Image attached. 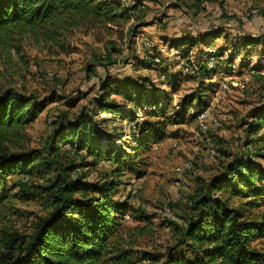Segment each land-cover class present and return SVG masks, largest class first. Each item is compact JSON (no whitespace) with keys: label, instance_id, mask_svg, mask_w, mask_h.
<instances>
[{"label":"trees","instance_id":"obj_1","mask_svg":"<svg viewBox=\"0 0 264 264\" xmlns=\"http://www.w3.org/2000/svg\"><path fill=\"white\" fill-rule=\"evenodd\" d=\"M148 10L143 0L128 6L120 0H0V60H10L13 53L20 55L25 46L55 57L70 55L77 51V32L101 41L103 35L123 37L125 30L134 37L145 25ZM223 34V30H216L167 43L171 48H181L186 55L201 44L205 47L201 49L204 57ZM239 40L244 46L220 48L216 56L230 52L226 61L231 66L237 53H243L242 66L247 58L256 56L260 60L252 69L264 67V38L243 35ZM106 43L107 51L98 57L99 64L114 63L115 52L123 51L115 40L108 39ZM141 63L143 68L155 67L152 59ZM219 69V65L212 70L203 65L198 99L195 102L191 98L196 96H185L188 100H182L179 109L172 107L170 99V94L179 90L176 79L166 94L146 76L122 82L106 76L94 105L111 114L112 122L127 120L131 124V151L122 147L127 142L125 127L111 125L115 133L106 134L95 115L84 108L74 120H67L62 114L54 122L56 126L45 148H31L28 128L49 102L35 101L34 96L13 88L0 90V210L12 216L18 212L14 206L15 186L27 200L38 194L48 206L47 213L36 219L31 234L2 231L0 264H264V214L257 211L264 206V166L255 161L254 154L264 159L263 152L251 150L246 155L233 156L219 173L199 177L189 198L192 214L187 226L177 243L163 252L141 245V238L153 231V222L135 212L129 200H114L125 170H133L131 163L140 154L167 137L169 124L191 108L196 119L210 106L209 100L203 98L211 97L214 82L209 80ZM114 94L122 96L125 103L112 98ZM137 110L143 111L141 120L136 116ZM251 117L247 133L253 136L264 128V104L256 107ZM104 136L109 140L105 141ZM258 140H264V135ZM62 151L71 159L62 156ZM78 158L81 161L77 162ZM101 162L112 163L114 168L99 172L97 179L88 181V171L81 170L86 167L95 171ZM15 174L20 175L21 181L10 185L9 178ZM31 183L34 192L27 190ZM170 206L174 208L173 204ZM133 213L142 222L127 225L126 215L131 217Z\"/></svg>","mask_w":264,"mask_h":264},{"label":"rangeland","instance_id":"obj_2","mask_svg":"<svg viewBox=\"0 0 264 264\" xmlns=\"http://www.w3.org/2000/svg\"><path fill=\"white\" fill-rule=\"evenodd\" d=\"M133 1L135 0L124 2L132 4ZM145 1L149 6L146 23L138 29L134 37L125 30L123 37L119 34H112L111 37L103 35L104 39L101 41L77 32V51L70 55L55 57L48 55L46 51L25 46L20 55L13 53L10 60H0V90L13 88L19 93L34 96L35 101L49 102L28 128L27 142L31 148H45L56 126L54 122L62 114L67 116V120H74L82 108L95 115L106 134L115 133L111 126L112 117L106 119L105 123L101 122L107 113L97 110L94 105L96 97L102 92L101 83L109 75L111 81L115 79L118 82L128 78L135 81L139 76H146L156 89L163 90L166 94L171 92V81L176 79L179 90L170 94L172 107L179 109L182 100H188L185 96H196L191 98L196 102L200 93L198 88L202 83L199 72L203 65L207 67L201 52L204 46L198 44L188 55L183 52L185 57H192L199 67L192 66L189 73L182 71V64L174 55L163 53L161 63L153 69L142 66L141 60H153L154 54L160 52V48L172 49L167 43L171 39L223 30L224 34L212 46L218 51L220 48L232 49L234 44H238L237 47L240 48L243 40L239 39L243 35L264 38V0H202L200 3L196 0ZM253 9L257 12L251 13ZM159 19H165L161 26L155 25ZM108 39L115 40L117 48L123 51L115 52L112 58L114 63L99 64L97 59L106 53ZM147 40L155 44L153 49L146 47L144 43ZM229 54L227 51L219 57L216 56L220 69L209 80L214 82V91L210 93V98H203L209 100L210 106L206 110H210L222 122L221 126L212 127L211 141H206L207 144L196 134L197 118L192 116L194 109L191 108L175 123L167 126V137L162 142L152 144L137 157L134 164L131 163L134 169L125 170L121 176L122 183L114 200H129L135 212H141L154 224L153 231L141 238V245L146 249L163 252L167 246L177 243L192 214L189 198L199 177H211L219 173L222 165L233 156H243L251 150L264 153V140H258L259 136L264 135V128L257 135L250 136L247 133L254 109L264 104V67L257 71L252 69L253 64H258L260 60L256 56L247 58L242 66L243 53H237L239 56L234 58L230 66L226 61ZM262 64L264 66V57ZM56 98L59 100L54 101ZM112 98L125 103L120 95L114 94ZM137 112L143 114L141 110ZM122 125L127 130V142H123L122 147L131 151V133L128 132L126 124ZM104 139L109 140L107 136ZM209 144L214 146L217 154L206 159L198 157L196 152L201 148L209 149ZM62 152L67 160L71 159L66 151ZM254 154L255 161L264 166V159L257 153ZM91 159L92 157H87V160ZM188 160L194 161L195 169L178 173L176 167ZM79 161L80 158L77 159ZM113 168L114 164L101 162L95 171H89L86 167L81 171H88L87 180L94 181L99 172L111 171ZM19 180L21 181L20 175L15 174L9 178V183L14 185ZM37 180L36 178L33 181ZM134 188L138 190L136 194H132ZM27 190L34 192L32 183ZM13 192L17 196L14 206L18 212L12 216L0 210V238L4 229L31 234L36 219L47 213L48 206L40 195L36 194L27 200L19 187L15 186ZM167 203L173 204L177 220L171 221L165 216L164 207ZM257 211L264 214V206ZM136 216L139 215L133 213L124 222L127 225L139 224L142 220ZM170 222L176 223L178 229L174 225H168Z\"/></svg>","mask_w":264,"mask_h":264},{"label":"built area","instance_id":"obj_3","mask_svg":"<svg viewBox=\"0 0 264 264\" xmlns=\"http://www.w3.org/2000/svg\"><path fill=\"white\" fill-rule=\"evenodd\" d=\"M143 4H146L145 0H143ZM255 12H257V10L253 9L251 13H255ZM164 21H165V19H159L156 21L155 25L161 26ZM144 44L149 49H153L155 47V44L150 40H147ZM159 51L160 52L154 54V57H153L155 65L161 63V55L163 53L166 55H174L176 57V59H178L181 62L182 71L184 73H189L190 69H192V66L199 69V67L196 65L195 60L190 56L185 57L186 55L180 49L172 48L170 50H166L165 48H160ZM217 53H218V51L216 50V48L210 47L208 49V52L204 56L208 69L216 68L218 66V58L216 57ZM186 60H189V61L186 62ZM142 115L143 114L141 112H140V114H138V112L136 113V116L139 120H141L143 118ZM123 124H126L128 127L131 125V124H129V122L127 120H124ZM111 125L115 128H120L122 123L115 120L112 122ZM221 125H222V122L219 118L213 116L211 114L210 110H205V111L199 113L197 116L196 134L201 139H206L208 142H210L211 141L210 132H211L212 127H219ZM123 127H125V126H123ZM174 146H176V144H174ZM210 146L211 147L209 149L204 151L205 157H212V156L217 154V150L214 148V146L212 144H210ZM194 169H195V163L193 160H188L185 163L176 167V171L180 174H183L186 171H192ZM25 179H28V175L25 176ZM137 192H138L137 188H134L132 190V194H136ZM164 214L170 220H174V221L177 220V216H176L173 208L170 206L169 203H167L166 206L164 207ZM129 218H130V214H127L125 220H127Z\"/></svg>","mask_w":264,"mask_h":264},{"label":"crops","instance_id":"obj_4","mask_svg":"<svg viewBox=\"0 0 264 264\" xmlns=\"http://www.w3.org/2000/svg\"><path fill=\"white\" fill-rule=\"evenodd\" d=\"M120 1H121L124 5H126V6L131 5V4H128V3L124 2L125 0H120ZM133 2H134V1H133ZM133 2H132V3H133ZM111 116H112L111 114H106V115H104L103 117H104V118H107V119H110ZM200 140H204L205 143L208 142L206 139H200ZM206 141H207V142H206ZM207 144H208V143H207ZM209 145H210V144H209ZM209 145H207V147H208ZM204 151H205V150H203V149L201 148L198 152H196V155H197L198 157H200L201 159H202V158L206 159L207 157L204 156Z\"/></svg>","mask_w":264,"mask_h":264}]
</instances>
